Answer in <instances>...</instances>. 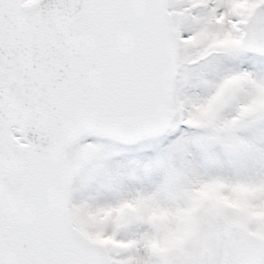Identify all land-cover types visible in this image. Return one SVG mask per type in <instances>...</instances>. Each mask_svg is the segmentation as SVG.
<instances>
[{
	"label": "snow or ice",
	"instance_id": "snow-or-ice-1",
	"mask_svg": "<svg viewBox=\"0 0 264 264\" xmlns=\"http://www.w3.org/2000/svg\"><path fill=\"white\" fill-rule=\"evenodd\" d=\"M0 264H264V0H0Z\"/></svg>",
	"mask_w": 264,
	"mask_h": 264
}]
</instances>
